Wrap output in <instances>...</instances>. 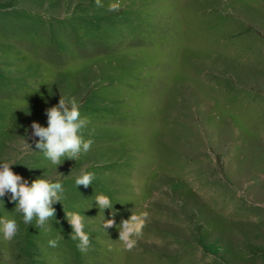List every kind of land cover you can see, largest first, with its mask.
<instances>
[{
  "label": "rangeland",
  "instance_id": "1",
  "mask_svg": "<svg viewBox=\"0 0 264 264\" xmlns=\"http://www.w3.org/2000/svg\"><path fill=\"white\" fill-rule=\"evenodd\" d=\"M101 3L0 0V164L64 189L45 228L0 197V219L19 225L11 242L0 232V264H264V0ZM60 97L93 144L58 166L31 124L47 127ZM65 212L85 217L87 252ZM145 213L125 250L121 221Z\"/></svg>",
  "mask_w": 264,
  "mask_h": 264
},
{
  "label": "clouds",
  "instance_id": "2",
  "mask_svg": "<svg viewBox=\"0 0 264 264\" xmlns=\"http://www.w3.org/2000/svg\"><path fill=\"white\" fill-rule=\"evenodd\" d=\"M97 7H103L101 0H95ZM120 5L113 3L108 6V11H119ZM47 127L33 122L31 124L32 137L35 148L43 152L46 159L54 165H61L62 159L77 160L82 154H87L93 141L85 140L82 135L89 123L85 117L82 118L77 102L74 99L61 98L57 106L46 110ZM35 138H39L38 141ZM28 147V145L26 143ZM11 164L4 162L0 164V197L5 193H11V200L18 202L16 212L22 216L26 225L35 221L36 227L45 228L48 221L55 217L53 204L62 199L64 192L62 182H52L45 178H38L29 183L20 175L14 174ZM95 178L94 173L81 171L75 181L76 187H89ZM95 203L100 211L111 210L113 204L109 197L99 194L95 197ZM115 212L112 213L115 216ZM146 213L143 215L132 214L129 220H122L119 226V241L125 250L131 251L142 235ZM67 222L71 226V239L79 243L77 247L81 252H87L90 247V237L85 232V217L76 212H65ZM115 226V220L109 219L103 223V228ZM0 232L5 241L11 242L19 233V225L15 219H0ZM50 247H57L58 240L48 241Z\"/></svg>",
  "mask_w": 264,
  "mask_h": 264
}]
</instances>
